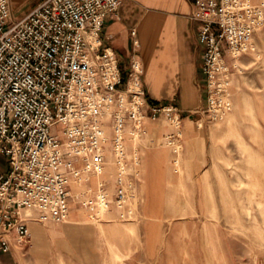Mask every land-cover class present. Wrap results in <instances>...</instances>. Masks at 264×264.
Returning <instances> with one entry per match:
<instances>
[{"label":"built area","instance_id":"1","mask_svg":"<svg viewBox=\"0 0 264 264\" xmlns=\"http://www.w3.org/2000/svg\"><path fill=\"white\" fill-rule=\"evenodd\" d=\"M121 0H40L21 16L10 0H0V153L9 168L0 174V243L7 233L22 242L27 221H63L75 198L95 221L114 203L122 220L133 217L134 167L138 147L125 142L129 131L146 133L145 117H164L172 125L163 139L175 154L182 149L181 110L172 101L150 102L143 83L139 45L123 68L102 29ZM197 36L204 46L202 112L208 121L232 109L231 77L242 71L240 57L255 50L256 29L264 24V1L192 0ZM199 125V124H198ZM115 163V193L101 179L93 192L73 193L70 183L102 173L104 142Z\"/></svg>","mask_w":264,"mask_h":264},{"label":"crops","instance_id":"2","mask_svg":"<svg viewBox=\"0 0 264 264\" xmlns=\"http://www.w3.org/2000/svg\"><path fill=\"white\" fill-rule=\"evenodd\" d=\"M39 1L10 0V4L14 15L13 6L24 5L16 15L21 16ZM191 9L192 0H121L117 13L106 18L102 29L104 42L117 53L123 68L128 66L135 49L131 34L135 29L139 42L136 53L142 61L143 83L150 102L172 101L181 110L183 143L177 168L172 149L154 143L157 134L171 129L156 124L148 111L146 133L138 147L141 163L134 167L137 174L132 179L138 189L137 208L132 206L133 217L120 219L119 209L112 203L104 219L95 221L71 197L65 220L29 219L28 235L22 242L15 238V231L10 230L6 235L8 248L4 249L0 243V264H139L154 258L158 260L163 258L160 252L169 226L167 213L199 210L196 203L185 208L183 180H191L196 185L200 178L216 179L213 171L216 151L219 149L218 156L226 162L230 136L245 142L247 147L259 148L264 163V24L253 34L255 50L240 57L242 71L231 77V111L224 119L211 123L202 112L205 103V79L201 72L204 46L198 40V21L191 18ZM201 119L204 123H198ZM106 130L110 133L108 127ZM256 138L258 142L254 145L251 141ZM206 144L209 153L205 152ZM132 148L128 146L129 150ZM110 156L107 154V160ZM206 161L209 166L200 177L195 176ZM180 167H185L187 172L180 173ZM8 168V156L0 153V174ZM223 178H230V175L225 173ZM101 179L114 196V173ZM83 182L81 188L75 189L71 181L72 192H93L97 186L90 179ZM150 182L158 189L152 196L146 190ZM154 212L158 214H152ZM174 233L176 230L171 234Z\"/></svg>","mask_w":264,"mask_h":264},{"label":"rangeland","instance_id":"3","mask_svg":"<svg viewBox=\"0 0 264 264\" xmlns=\"http://www.w3.org/2000/svg\"><path fill=\"white\" fill-rule=\"evenodd\" d=\"M23 8L24 5L13 6L16 15ZM154 120L159 126L172 128L170 122L163 117ZM200 122L204 123L203 119L198 121ZM162 133L155 136L154 143L168 149ZM230 138V146L226 149V162L222 156H218L219 149L216 151V163L213 165L216 179H196V185L191 180H183L185 208L196 203L199 210L167 213L166 223L169 226L160 252L163 258H154L139 264H264V163L261 162L259 148L247 147L245 142L241 143L232 136ZM126 139L130 146L139 147L143 136L134 138L130 132ZM251 142L256 145L257 138ZM204 149L209 153V145L206 144ZM111 157L112 155L102 176H88L92 184L97 185L101 177L115 173V163ZM177 160H174L175 168L178 166L179 157ZM208 166L206 161L195 176L200 177ZM179 171L187 172L185 167H180ZM225 173L230 178L224 179ZM83 181L73 180L72 183H80L82 187ZM146 190L152 196L158 189L150 182ZM137 201L138 189L134 182V208H137ZM174 230L177 233L171 234ZM169 236H172L170 240Z\"/></svg>","mask_w":264,"mask_h":264},{"label":"bare ground","instance_id":"4","mask_svg":"<svg viewBox=\"0 0 264 264\" xmlns=\"http://www.w3.org/2000/svg\"><path fill=\"white\" fill-rule=\"evenodd\" d=\"M129 133H130L129 131L126 133V138H127V136H128ZM106 135H107V140L104 142V148H105V151L107 152V154L110 156L111 153H110V151H109V149H108V147H107V145H108V143H109L108 138H109V135H110V133H109L108 130H106ZM131 135H132V137L135 138V135H134L133 133H131ZM126 140H127V145H130V142H128V139H125V142H126ZM108 163H109V160H107V162L105 163V169H104V171H103L102 173H94V174H91V175H92V176H96V175H100V176H102V175L105 173L106 169H107V168H106V165H107ZM91 175H89V176H91ZM101 178H102V177H101ZM101 178H100V180H101ZM73 180H75V179H73ZM73 180H72V181H73ZM100 180H99V181H100ZM72 185H73V187H74L75 189H79V188H81V184H80V183L73 182Z\"/></svg>","mask_w":264,"mask_h":264}]
</instances>
